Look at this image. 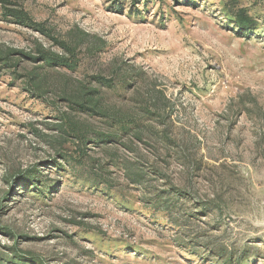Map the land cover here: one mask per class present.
<instances>
[{"label": "rangeland", "instance_id": "rangeland-1", "mask_svg": "<svg viewBox=\"0 0 264 264\" xmlns=\"http://www.w3.org/2000/svg\"><path fill=\"white\" fill-rule=\"evenodd\" d=\"M3 5L78 46L73 69L0 64V264H264V0H0V51L35 53L62 49ZM65 85L97 87L140 139L81 149L63 111L115 127Z\"/></svg>", "mask_w": 264, "mask_h": 264}, {"label": "trees", "instance_id": "trees-1", "mask_svg": "<svg viewBox=\"0 0 264 264\" xmlns=\"http://www.w3.org/2000/svg\"><path fill=\"white\" fill-rule=\"evenodd\" d=\"M3 10L5 17H10L15 20V22L35 29L41 34L47 36L56 44H58L62 51L53 52L43 48L41 45L37 46L35 53H30L24 50H10L6 53H2L0 51V64L6 66H15L17 62L23 58L32 62L41 61L43 65L40 67H43L44 65L64 66L68 69H73L76 67L77 58L75 56V50L78 45L72 46L63 40H59L54 35H52L42 23L33 21L25 12L20 9L6 7L3 5ZM234 20L240 28H248L252 24L250 17L246 16L244 13H236V15H234ZM34 69L36 70V68ZM44 83L45 73H40V71L36 70L28 74V82L24 83V86L27 90L37 92V96L42 97L41 92L43 90ZM66 86L67 85H65V89L68 91H65L64 88L61 90V99L66 101L71 109L82 111L89 116L94 115L101 118H106L109 126L115 127L112 132L102 133L95 131L92 129L90 124L82 121H76L73 119L70 113L63 111L58 117L59 121L56 122L57 130L63 135L70 134L71 137L78 141L81 149L85 148L89 140L96 139L99 142H105L107 139L119 138L122 135H129L135 139H140L141 131L136 119L129 116L127 113H124L123 111L114 112L109 110L108 107L103 103V95L97 87L76 85L74 87L72 86L68 88ZM64 141H60V143H63ZM111 162L118 165L115 160H111ZM99 165L100 171H105V167L103 166L104 164L100 163ZM124 170L127 172V178H129L133 183L142 182L144 177L143 172L139 170H133L128 165L124 166ZM23 183H26V181L23 180L20 182V184Z\"/></svg>", "mask_w": 264, "mask_h": 264}]
</instances>
